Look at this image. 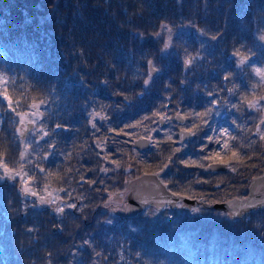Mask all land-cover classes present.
<instances>
[{"label":"trees","instance_id":"16d2710c","mask_svg":"<svg viewBox=\"0 0 264 264\" xmlns=\"http://www.w3.org/2000/svg\"><path fill=\"white\" fill-rule=\"evenodd\" d=\"M168 25L177 34L165 54L156 34ZM263 30L264 0H0V71L6 80L0 88V264H264V208L240 219H214L206 210L212 202L246 195L249 179L264 171V131L258 134L252 120L236 125L226 142L228 170L221 173L220 189L207 180V187L200 182L202 187L176 191L199 200L202 215L151 210L154 217L129 227L96 229L75 221L57 230L58 222L48 221L50 214L5 176L21 152L12 114L32 104L42 105L41 127L50 135L36 152L42 173L29 171L40 186H57L52 179L77 164L68 154L42 160L48 143L59 152L65 144L53 129L83 130L92 112H107V98L117 104L129 93L139 101L143 92L153 100L169 86L179 113L186 114L194 99L197 114L206 101V119L218 124L220 110L235 114L239 102L264 92L255 72L264 68V44L256 37ZM242 58L252 63L238 67ZM149 61L157 73L151 78ZM146 102L142 112L149 121L158 109ZM239 177L241 188L233 182Z\"/></svg>","mask_w":264,"mask_h":264},{"label":"flooded vegetation","instance_id":"af4514ba","mask_svg":"<svg viewBox=\"0 0 264 264\" xmlns=\"http://www.w3.org/2000/svg\"><path fill=\"white\" fill-rule=\"evenodd\" d=\"M156 74L155 72L151 77ZM180 86L183 87L184 84L181 83ZM168 88L169 86L153 100L143 98V92L137 93V97L141 98L139 101H136L129 93L123 95L117 104L113 103L114 99L107 98L106 108H109L106 109L107 112L101 113L100 110L92 112L88 117V126L83 130L76 127L70 130L63 127L62 131L59 127L53 129V132L56 133L54 136L64 140L65 144L62 152H59L55 151L53 142L48 143L46 146L48 153L43 151L40 155L42 160L46 161L55 153L56 155L68 154V161H77L76 167L74 164L73 167H68L58 177L52 179V182L58 183L57 187L53 184H47V186L36 184L39 191L43 190L44 186L45 188L53 187L59 190L58 196L61 201V197H64L63 205L59 209L50 203H47L46 206L37 205V209H45L50 214L47 218L48 221L53 219L52 222H58L57 230L61 225L64 226L75 221L84 224L93 223L96 229L98 225L108 228L129 227L136 219L144 217L151 210L165 214L169 211H180L183 203H178L177 209L174 210L167 206L163 212L146 206L142 212L131 218H121L116 213L125 209L129 203V196L133 193V187L136 185L134 181L146 174H156L171 193L193 199L194 205L200 203L199 200L176 191L191 188L195 184L202 187L200 182L206 186L207 180L212 189L221 188V173L226 172L228 168L210 171L207 166L211 163H226L222 160V156L224 149L228 146L227 143H213L209 139V137H215L216 131L214 129L210 131L209 123L211 121L206 119L203 113L205 108L203 103L206 101L201 103L196 114L197 106L192 99L188 112L181 114L178 112L177 93ZM168 92H171V96L166 95ZM210 97L211 95L207 96V98ZM146 101L155 102V104L149 105L158 109L157 115L149 121L147 114L142 112L148 106ZM213 106L217 107V103L213 102ZM132 108L138 109L139 112ZM93 113H101L106 119L94 116ZM176 115L183 119V123L175 121ZM224 116L225 112L223 111L219 120L222 121ZM232 123L224 122L223 124L232 126ZM214 124L218 126L216 123ZM75 125L77 126V123ZM31 129L32 124L27 133ZM181 131L186 133V138L179 142V132ZM44 135L43 140L50 137L48 133ZM136 142H140L139 146L135 145ZM218 149H221L220 153L217 152ZM213 153L214 158L212 157ZM35 156L36 153L34 158ZM38 171L42 172V167ZM200 174L204 178H200ZM211 176L213 178L209 180ZM238 176H241V173H238ZM54 179L55 181H53ZM250 180L247 182L248 184ZM237 182L238 187L241 188V177L237 178ZM248 184L245 188L246 193ZM217 202H212L211 206ZM56 228L52 227L53 230Z\"/></svg>","mask_w":264,"mask_h":264},{"label":"rangeland","instance_id":"374dc122","mask_svg":"<svg viewBox=\"0 0 264 264\" xmlns=\"http://www.w3.org/2000/svg\"><path fill=\"white\" fill-rule=\"evenodd\" d=\"M183 31L190 33V26H184ZM192 31H193V28H192ZM157 33H159V35L156 34V37H161L163 40V44H165V42H168L169 45H170L171 39L172 38L174 39V36L177 34V33L173 34L174 29L170 25L159 29ZM256 37L258 38L261 44H264V39H262V37H264V30L257 33ZM167 51L168 50H165V48L164 50H162V52H164L165 54L168 53ZM0 58H1V55H0ZM260 69L262 72H264V68H260ZM260 80L262 81L264 79L260 77ZM5 82H6L5 76L0 71V88L4 87V85L6 84ZM250 96H251L250 98L247 97V99H244L242 103L239 102L238 106L234 108V111L236 113L235 114L228 113L222 121L218 122L217 124L218 126H216L215 124L213 125L212 123H209L210 131H213V129L216 131L215 137H211L212 138L211 142L213 143L218 142L220 144H224L227 141H230L234 136V132H233L234 127L236 125L242 126L241 124H243V122H245L246 119L252 120L253 122L256 123L255 130L258 129V134H261L262 131H264V92L260 94H257V92H254ZM4 99L6 103L8 104L11 102L9 98L7 97H4ZM250 104L253 105V110L251 111L249 110ZM32 105L30 109H28L27 111H23L20 113H18L17 111H14L12 114L13 123L16 125L15 130L17 133L19 132L18 134H21L24 131H26L28 124H32V129L30 132H28L25 135L24 139H21V145H20L21 152H20V159H19L18 165H16L13 168H11L12 166L5 167V172L7 171V177L9 176L11 177L10 180L16 179L18 181L17 184H18L19 190L23 193L25 197H28L29 199L33 200L36 206L38 204L40 206H46L47 203H50L53 207H55L56 209H59L61 208V205H63V199H64V197H61L62 201L60 200L58 196L59 190L53 187L45 188V186H47V183H46L44 184L45 185L44 189L39 191L36 188V177L38 176H36L35 173L34 175H32L29 172L30 169H35L36 171H38V169L42 167L39 161L40 159L39 155L36 152L42 151L41 146H42V141H43V134L45 135L47 134L44 131V129H42L41 123H40L43 117L42 110H41L42 105H40L39 103H37L33 107ZM220 114H221V110L217 113V118L220 116ZM231 116L235 118V121L233 123L230 120ZM224 122L228 124L232 123V126L224 125L223 124ZM49 138L50 137H46V139H49ZM220 151L221 149L217 150V152L219 153ZM35 153H36V156L34 158ZM212 157L214 158V153L212 154ZM39 173L41 174L42 172H39ZM236 181H237V178L233 182H236ZM198 204L194 205L190 210H188V214L190 216L203 214V211ZM206 206H208V208H206V210H208V215L211 216L212 218L223 219L225 217V214H223L220 211L214 210L211 205H206ZM209 208L211 210H209ZM144 217H154V215L152 213L147 212L144 215ZM258 250H260V247H258Z\"/></svg>","mask_w":264,"mask_h":264},{"label":"water","instance_id":"95a60500","mask_svg":"<svg viewBox=\"0 0 264 264\" xmlns=\"http://www.w3.org/2000/svg\"><path fill=\"white\" fill-rule=\"evenodd\" d=\"M151 76L156 72L153 71L152 65L148 66ZM249 110H253V107H249ZM175 121L177 123H183V119L176 115ZM162 124V121H160ZM31 124H28L26 131L21 133L20 138L24 139ZM183 138V139H182ZM186 138V133L179 132V142H182ZM140 142H136L135 145L139 146ZM226 163H211L207 166L210 171L226 170ZM133 188V193L129 196V203L125 209L119 210L116 213L121 218H131L142 212L146 206H151L158 212H163L165 207H169L174 210L177 209L178 203H183L181 210L187 211L195 204L193 199H188L183 196L175 195L171 193L165 184L157 177L156 174H146L139 177ZM264 207V172L260 175L252 177L248 187L247 193L243 197H232L224 201L214 203L212 208L216 211L225 213L228 217L233 219L242 218L246 214L254 211L261 210Z\"/></svg>","mask_w":264,"mask_h":264},{"label":"snow or ice","instance_id":"6c2138e0","mask_svg":"<svg viewBox=\"0 0 264 264\" xmlns=\"http://www.w3.org/2000/svg\"><path fill=\"white\" fill-rule=\"evenodd\" d=\"M157 35H159V33H157ZM141 38H142V37H141ZM262 39H264V37H262ZM168 47H169L168 42H165V44H164V48L167 49ZM184 63H185V66H187V65H189V64L191 63V61L188 60V59H186V60L184 61ZM251 63H252V60H251V59H248V61H247V65H246V61H245V59L242 58V59L239 60L237 66H238V67H239V66H245V67H247V66L250 65ZM149 64L151 65V61H149ZM153 71H155L154 68H153ZM255 72H256V75H257V76H259V77H261L262 79H264V72H262L260 68H256V69H255ZM149 78H151V73H149ZM144 83H145V86H147L148 83H149V81L146 80ZM230 92H231V90H230ZM249 107H253V105L250 104ZM93 115H94V116H99L101 119H106V117H104L101 113H93ZM193 135H194V133H193ZM222 135H223V133H222ZM182 139H183V138H182ZM209 139L211 140L212 138L209 137ZM225 146H226V145H225ZM216 155H219V153H216ZM233 155H235V153H234ZM5 176H7V171L5 172ZM7 178L11 179L10 176L7 177ZM2 179H3V177H0V180H2ZM25 191H27V190H25Z\"/></svg>","mask_w":264,"mask_h":264}]
</instances>
